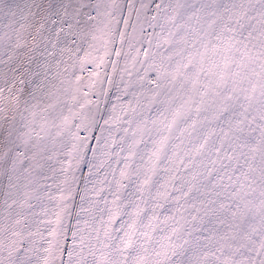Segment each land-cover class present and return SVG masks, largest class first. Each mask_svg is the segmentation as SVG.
Listing matches in <instances>:
<instances>
[{
  "label": "snow or ice",
  "instance_id": "6c2138e0",
  "mask_svg": "<svg viewBox=\"0 0 264 264\" xmlns=\"http://www.w3.org/2000/svg\"><path fill=\"white\" fill-rule=\"evenodd\" d=\"M250 204L264 0H0V264H178Z\"/></svg>",
  "mask_w": 264,
  "mask_h": 264
}]
</instances>
